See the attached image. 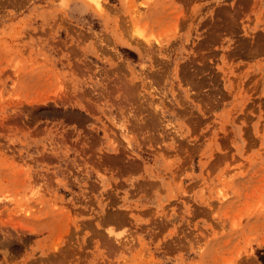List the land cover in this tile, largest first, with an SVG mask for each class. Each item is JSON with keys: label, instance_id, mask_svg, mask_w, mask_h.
I'll use <instances>...</instances> for the list:
<instances>
[{"label": "rangeland", "instance_id": "rangeland-1", "mask_svg": "<svg viewBox=\"0 0 264 264\" xmlns=\"http://www.w3.org/2000/svg\"><path fill=\"white\" fill-rule=\"evenodd\" d=\"M261 259L264 0H0V264Z\"/></svg>", "mask_w": 264, "mask_h": 264}, {"label": "trees", "instance_id": "trees-1", "mask_svg": "<svg viewBox=\"0 0 264 264\" xmlns=\"http://www.w3.org/2000/svg\"><path fill=\"white\" fill-rule=\"evenodd\" d=\"M261 261H262V263H264V260L263 259H261Z\"/></svg>", "mask_w": 264, "mask_h": 264}, {"label": "clouds", "instance_id": "clouds-1", "mask_svg": "<svg viewBox=\"0 0 264 264\" xmlns=\"http://www.w3.org/2000/svg\"><path fill=\"white\" fill-rule=\"evenodd\" d=\"M61 3L63 4V0H61Z\"/></svg>", "mask_w": 264, "mask_h": 264}, {"label": "bare ground", "instance_id": "bare-ground-1", "mask_svg": "<svg viewBox=\"0 0 264 264\" xmlns=\"http://www.w3.org/2000/svg\"><path fill=\"white\" fill-rule=\"evenodd\" d=\"M97 2H98V1H97ZM95 3H96V0H95ZM98 3H99V2H98ZM98 3H97V4H98Z\"/></svg>", "mask_w": 264, "mask_h": 264}]
</instances>
